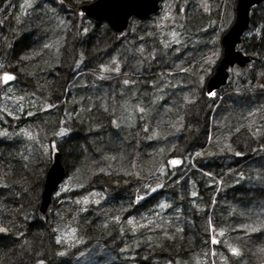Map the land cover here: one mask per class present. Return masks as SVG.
<instances>
[{
	"label": "trees",
	"instance_id": "obj_1",
	"mask_svg": "<svg viewBox=\"0 0 264 264\" xmlns=\"http://www.w3.org/2000/svg\"><path fill=\"white\" fill-rule=\"evenodd\" d=\"M22 1L7 0L0 11V20L3 21L0 22V62L5 64L8 72L16 69L31 78V83L22 82L16 86L18 93L26 92L30 97V93L36 94L34 87L42 89L46 93H42V99L50 102L52 108L60 107V112L64 108L69 113L73 111L75 114L71 119L76 116L81 118L84 129L88 131L85 130L84 137H80L72 128L73 131H69V135L60 141L62 161L68 160L70 163L72 155L80 166L71 169L66 164V176L72 175V185L64 197L56 198L48 227L39 211L44 183L38 190V184H28L18 170L33 167L35 159L40 160L41 157L48 169L52 154L45 151L44 145L46 143L47 147L54 136L52 132H55L59 118L58 111H41L38 108V112L29 119L25 116L6 115V119L0 116V264H55L58 261L61 264H264V222L257 224L259 227H252L254 217L263 215L260 212L264 211V170L261 168L258 174L248 170L253 166L254 159L264 158V87L254 96L251 95L252 88L248 89V95V91L242 90L245 93L242 97L244 104H254L256 111L245 109L240 113L231 105L227 95L220 101L209 99L198 87L197 95L202 94L206 102H212L207 103L203 111L205 132L198 134L184 150L175 148L171 140L160 143L152 139L154 127L151 121L156 119L157 114H150V124L146 123L145 116L138 117L133 125H114L113 119L117 118V109L122 100L120 89L124 79L134 82L131 89L142 94L140 99L144 95L151 98L153 94V101L158 102L169 94L173 99L172 105L181 99L183 111L192 107V102L182 100L183 94L176 92L181 90L172 86L186 78L185 72L163 65L168 60V54L164 53L159 40L161 26L149 22V19L133 18L122 35L107 22H90L97 26L83 33L85 26L79 27L77 22L65 19L67 12L64 13L61 8L55 9L54 0H33L34 7L26 15L22 14L19 6ZM72 1L80 8L90 2ZM65 2L62 7L68 11ZM220 3L198 22H210L213 18L221 21L226 12L222 13ZM63 20L64 29L63 26L58 28L55 23ZM200 25L202 28L203 25ZM70 28H75L73 46H69L67 36ZM29 36H32L36 48L30 45L23 58L16 60L11 45L26 41ZM104 37L109 41L106 52L100 51V56L93 57L90 44L98 43ZM262 38L264 40V35ZM151 40H156L154 42L158 45ZM253 41L258 43L244 36L240 47L256 56L253 65L264 66V48L250 47V43H255ZM144 43L153 45V50L149 52L151 61L140 54V47ZM259 43L264 45V42ZM217 48L220 50L221 46L213 48L214 53H217ZM152 51H155L154 60ZM171 51L169 53H174L175 49ZM107 64L110 70L106 69ZM242 72L253 73L252 79L264 83V71L261 69H242ZM64 75L67 77L66 86L62 81ZM162 76L176 80L165 79L171 85H158V81L164 79ZM0 82L4 84L1 78ZM61 88L60 97L64 100L57 101L54 92ZM104 88L110 94L104 92ZM234 90L232 88L229 93L234 94ZM228 91L225 90V94ZM220 114L222 123L217 121L219 118L214 120V116ZM222 124L226 125L223 127ZM239 125L247 129L246 135L251 136L255 144L249 147L246 156L238 162H231L228 159L231 153L228 149L229 139ZM30 131L39 132V136H27L25 132ZM23 148L29 151L27 159L23 155L19 157ZM38 149H42L43 153ZM174 156L183 158L179 166L172 167L169 163V158ZM163 164L167 166L166 169ZM103 171L111 176V181L100 187L104 191L103 196L86 199L78 189L98 188L95 185L97 179L93 177ZM250 173L257 175L253 183L247 181ZM258 180L263 182L262 185ZM227 181L234 190L249 192L248 195L245 193L247 199L241 196L239 202L226 200L224 186L228 187ZM158 184L163 188L161 194L140 204L137 199ZM257 189H261L262 195L251 193ZM36 190L39 191V204L32 215L39 217L43 230L41 238L46 239L41 248L32 247L40 234L29 228L30 211L20 208L26 196H35ZM221 196L225 202L220 201ZM160 197L167 205L166 211L161 214L170 216L169 221L164 216L157 221L155 216L153 223H143L146 214L151 216L155 213L154 205ZM259 202L262 209L257 205ZM130 217L136 218L139 226L127 221ZM188 225L194 232L188 238L189 247H185L183 238L186 234L183 231ZM68 230H73L74 236L69 241L66 236L59 240L58 234ZM153 245L157 248L156 256L147 252ZM232 248L237 249L239 254H233ZM62 250L66 252L63 254Z\"/></svg>",
	"mask_w": 264,
	"mask_h": 264
},
{
	"label": "rangeland",
	"instance_id": "obj_2",
	"mask_svg": "<svg viewBox=\"0 0 264 264\" xmlns=\"http://www.w3.org/2000/svg\"><path fill=\"white\" fill-rule=\"evenodd\" d=\"M32 1L33 0H23L21 2V5L19 3V6L22 10V14L26 15L29 10L30 11L32 10V8L34 7V4L32 3ZM64 1H66L65 3H67L66 5H68V8H69L68 11L67 10L65 11V9L62 7L63 5L62 3ZM89 1L93 2L94 0H89ZM6 3H7V0H0V11L3 10L4 5ZM52 3L55 9L59 10L61 8V11H64V13L67 12L65 13L66 16H64L65 19L68 18L70 19L69 21L71 22H77L79 27L85 26V30L83 31V33L88 32L90 27L97 26L94 24H90V22H97V21L88 17L81 10L80 7H78L77 5L75 6L74 1L54 0L52 1ZM219 3L223 6L222 13L224 14L226 12L223 15V19L221 21H219V19L213 18L210 20V22L209 21L208 22H198L202 20L203 18H205L207 14H210L211 12L210 10L213 11L216 4L218 5ZM180 4H181V8L179 10ZM235 6H236V1L234 0H223V1L221 0H183V2L181 0H162L160 11L154 14L153 16H151V18H149V22L156 23L159 27L161 26L160 30L157 28L159 30V34H158L160 38L159 40L161 41V46L164 48V53L168 54V60H166L163 63V65H165L166 67L172 66L174 70L177 68L185 72L184 74L186 78L181 79L180 82H178L177 84L174 83L175 85H172V86L173 88L178 87V89L181 90V92L179 90H177L176 92L183 94L184 99L182 100L192 102L190 103L192 104V107L189 108V110H187L186 112L183 111L182 107H180L181 99H178V101L174 105H172L173 99L169 94H167V96L164 97L162 100L159 99L158 102L153 101V96H155L153 94L150 95L151 98L148 95L146 97H149V98L145 99L146 97L144 95V98L140 99L142 94H140V92H137L135 90L134 92L131 89V87H133L134 82L128 79H124L123 80L124 82H122L121 89H120L122 100L119 103V107L117 109L118 111L116 113L117 118L113 119V124L118 125V123H121L122 125H128V124L133 125L137 123L138 117L140 116H145L146 123L150 124V119L148 117H150V114L155 113L157 114V117L156 119H153L151 121L154 127V134L152 135V139L154 138L158 140L160 143L161 141L166 143L169 140H171L175 148H180L181 150H184V148L188 146L190 142L193 141V139L198 134L205 132L203 128L204 123L202 121L203 111L205 107L208 104H211L212 102L210 103L206 102V99L202 96V94L198 96L196 91L199 90L198 87L202 88L201 91H204L207 78L210 75H212L216 65L218 64L222 56L223 46L221 45V38L234 21ZM262 6L263 8H260L259 6L253 9V12H252L253 20L251 22L252 23L251 28L245 34V36H247L248 38L258 41V43L255 41H253L255 43H250V47L252 48L253 47H256L259 49L264 48V45L259 43V42H264L262 38L264 35V5ZM178 14L180 15V18L179 16L177 17ZM56 15L59 16L58 13H56ZM31 16L33 17V15ZM60 17L62 19L64 18L62 17L61 14H60ZM178 19H182L184 21L189 20L190 22L179 21ZM35 21L37 20L35 19ZM0 22H3V21L0 20ZM103 22H106V21H103ZM55 24L58 25V28H59L63 26V24H65V21L63 20V21H60V23L58 24L55 23ZM200 24L203 25L202 28H200L201 27ZM62 29H64V26L62 27ZM74 29L70 28V30L67 31L69 46L74 45V41H75ZM199 30H201V32L203 31L205 32L201 33ZM2 32H4V30H2ZM1 37L2 36L0 35V48H1ZM29 38L28 39L25 38L26 41L21 40L20 42L18 41L11 45L13 46L14 57H16L15 58L16 60H21L23 58V54L25 50H29L30 48L29 46L34 45L33 44L34 40L32 39V36H29ZM151 41L153 43L156 40H151ZM154 43L156 44V46L158 45V43L156 42ZM108 44H109V41L107 37L106 38L104 37V39L99 40L98 43H91L90 44V50H91L90 54H92L93 57H95L96 55L97 57L100 56V51L106 52L109 46ZM219 45L221 46V49L219 50L217 48L218 49L216 50L217 53H214L213 48L218 47ZM240 45L241 44L238 45V49L241 48L240 50L243 49L242 51L244 53L251 54L249 52L250 50L244 49L240 47ZM173 48L175 49L174 53H169V52H172L171 50ZM184 49H186L185 50L186 52L184 51ZM140 50H141L140 54L147 61H151V57H150L151 55L149 52L153 50V45L144 43L143 45H141ZM35 52L37 53V49L35 50ZM152 52L153 54L155 53V51H152ZM152 59L153 60L155 59V54L152 56ZM162 59L163 58H160L159 60H162ZM262 62L264 61L262 60ZM109 68H110V65L107 64L106 69L110 70ZM256 69H261V71H264V66L253 65L252 70L254 71ZM7 70L8 69L5 67V64H2V62H0V76L1 74L8 72ZM11 72L15 75V80L13 82H6L4 84L0 82V116H2L4 119H6L7 117L6 115L22 116V117L25 116L24 118L29 119L30 117H32L34 114L38 112V108H40L41 111H48L51 109L52 111L57 110L58 111L57 115L59 118L57 120L56 127L54 128L55 132L54 131L52 132V135L54 136L50 139L47 147H46V143L44 145L45 151L47 150V152L49 153L51 152V154H53L55 150L60 151V148H59L60 141L65 139L66 136L69 135L68 133L69 131L71 132L73 131L72 128L75 130L76 133L79 134L80 137H84L88 129L86 128L84 129V124L81 118L76 116L77 118L74 117L73 118L74 120L71 119L72 114H75V113H73V111H71L72 113L71 112L69 113V110L67 108H64L63 112H60L61 111L60 107L52 108L50 102L41 98L42 93L44 94L46 93L43 92L42 89L39 90L38 87H34L36 94L30 93V97H27L26 92H25L26 95L24 93L22 94L18 93V91L16 90L17 89L16 86L21 85L22 82L31 83L30 81L31 78L28 75H25L23 72H20L19 70L17 71L16 69L11 70ZM251 74L253 73H250V74L243 73L242 68H240L239 66L233 67L231 69V77H230L228 85L225 87V89L223 88H222L223 90L221 89L219 93L220 95L216 97L215 99H218V101H220L222 97L224 98V96L227 95L228 98L231 100V105H233L235 108H237V111H239L238 113H240V111L243 112L245 109L248 111H253V112L256 111L254 104L253 106L245 105L244 104L245 99L244 100L242 99V97L245 95V93L242 91L243 89H245L244 91H248L249 88H252L253 92L251 93V95L254 96V93H257L259 89L264 87L263 85L264 83H262L261 81L259 82L258 80H256V78L252 79ZM167 75L171 76V74H167ZM170 76H166V77L162 76L164 79L162 80V82L158 81V85H160L161 83L166 84V85H171V82H166V80L175 81L176 79H172V77ZM63 77L64 79L62 81L65 82L64 84L66 86L67 77L65 75ZM258 77H261V76L258 75ZM57 80L61 81V79H57ZM135 85L137 86V82ZM63 87L64 85H62V88ZM62 88L61 90L59 89L60 91L54 92L55 94L54 99H56L57 101L61 99L64 100L62 97H60L61 96L60 92L64 89ZM232 88H235L234 94L229 93L232 90ZM227 89H229V91L225 94L224 91ZM107 90H108L107 88H104L103 91L105 92ZM40 91H41V95H40ZM172 92H175V91H172ZM249 92L250 90L247 92V95ZM193 95H195V97H193ZM64 97H66V95H64ZM93 104H95V101L93 102ZM223 107H225V105H223ZM181 115H184V116H181ZM221 116L222 114L218 116L215 115L214 120L219 118L217 121H219V123H222L223 119H221ZM63 117H65V119H62ZM224 118H227V117H224ZM225 125L226 124L224 125L222 124L223 127ZM242 126L243 125H239V128H238L239 130L236 129L233 133H231V137L229 139L230 145L228 149L231 151V153L229 154L230 158L228 159H230V161L232 160L231 162L233 161L238 162L241 157L246 156L247 153H249V149H250L249 147L250 146L252 147V144L254 143V141H251V138H250L251 136L246 135V133L248 132L247 129L245 127L242 128ZM34 132L35 131L33 132L30 131V132H25V133L27 134V136H30V137L39 136V132L37 131L35 133ZM58 134H60V137H57ZM174 135L178 137H175ZM82 150L83 148H81V151ZM38 151L42 152V149H38ZM253 153L254 152H251V154ZM22 155L26 159L30 156L29 151L26 150L25 148H23L22 152L19 153V157H21ZM174 157H178L180 160L183 159L179 156H174ZM34 159L35 157H33V160ZM69 159L71 160L70 163L68 162V160L64 161L63 159V161L65 165L66 164L69 165L71 169H74L80 166V164H78L74 156L70 155ZM35 161L36 162L35 164H33V167L30 166L28 169L23 167L19 169L18 171L20 175L22 176V178H25L27 180L28 184L30 183H32V185L38 184V190H40V187L43 185L45 176H46V170H47L46 161H44L42 157L40 160L35 159ZM252 165L253 166L248 167L249 172H251L252 170V172L258 174V171H261L260 170L261 168L264 170V158L258 157L254 159L252 162ZM163 168L166 169L167 166L163 164ZM254 173H250L251 174L250 176L248 174L249 178L247 181H250L251 183H253L254 179H257L256 178L257 175H255ZM234 174L235 173H233L232 175L233 179L236 178V175H237V178H239L238 175L240 174L238 172L236 175ZM93 178L97 179L95 185L98 186V188L87 189V190L86 188L78 189L80 190L79 193H83L86 199L91 198V197L101 198L103 196L104 191L100 187H102V185L108 184L111 181L110 174L106 173L105 171H103L101 174L100 173L97 174ZM71 180H72V175L70 177L67 176L65 180L62 182V184L60 185V187L58 188V190L55 192L54 202H53L54 206L57 203L56 198L60 199L64 197L65 194L70 192L69 188L72 185ZM258 182L261 183L262 181L258 180ZM227 185L228 187L224 186V188H226L225 189L226 200L228 199L230 201L233 200V201L239 202L241 196L247 199L248 196L246 197V194H245L247 192H242L240 190H234V188L228 184V181H227ZM230 188L231 190H229ZM38 190H36L35 196L34 194L32 195L31 198H29V196H26V199L20 205V208L22 210H27V211H30L31 213L29 214V217H28V219L30 220L29 228H33V230H35L37 234H40L38 235V238H37L38 240L36 241V243H33L32 245V247L35 245L34 248L43 247V242L44 240H46L45 238L44 240L43 238H41L43 230H41L42 227L39 221V217L37 215L35 216L32 215L33 213L32 211L35 210L39 204V199H38L39 191ZM162 190L163 188L161 184L155 185L151 188L149 193L145 195L144 194L141 195L137 200L140 204L147 200L149 201L150 198L152 199L154 197H157V195L161 194ZM251 193H255L254 194L255 196H257V194L262 195L260 194L261 189H257L256 192L251 191ZM248 200H252V199H248ZM10 201H11V198H10ZM220 201L225 202L223 196H221ZM165 202L166 201H164L161 197L158 198L157 202L154 205L155 213L151 216H148L146 214L145 222L143 221H140V222H143L145 224H151L154 222V219L156 217L158 218L157 221H160L163 219V216L166 221L167 220L169 221L170 216H165L161 214V212L166 211L165 209L167 208V205ZM194 202H196V200ZM257 205L261 208L260 202ZM22 210L20 211L23 212ZM255 212H260V211H255ZM260 214H263L261 216H264V211L260 212ZM127 221H130L133 224L134 223L136 224L137 219L130 217ZM262 222H264V217L255 219L254 224H261ZM185 227L183 231V234L184 235L186 234L185 237L183 238L184 246L189 247L188 238L190 237V235L192 236L194 231L193 229H191V225H188ZM44 235H46L45 232H44ZM63 236L69 237V239L67 238V241H69L70 237L74 236V231L68 230L65 232H60L58 234L59 240ZM156 249L157 248L153 245V246H150L147 252L148 254H154L156 256V253H157ZM62 252L64 254L66 251L62 250ZM55 264H61V261H58V263H55ZM62 264H65V262H63Z\"/></svg>",
	"mask_w": 264,
	"mask_h": 264
},
{
	"label": "water",
	"instance_id": "obj_3",
	"mask_svg": "<svg viewBox=\"0 0 264 264\" xmlns=\"http://www.w3.org/2000/svg\"><path fill=\"white\" fill-rule=\"evenodd\" d=\"M162 0H94L81 6V10L90 18L96 21H106L109 26L118 34H123L129 27L130 18L147 19L150 15L160 10ZM264 0H236L235 18L229 29L223 34L221 44L223 46L222 56L216 65L213 74L208 78L204 93L209 99L219 96L222 87L226 86L230 76V68L239 65L241 68L248 69L254 59L252 54H246L238 49L242 42L244 33L249 29L251 23V11L254 6L262 4ZM4 73L1 80H4ZM215 95H209V93ZM178 160V164L171 161ZM169 163L178 166L180 160L176 157L169 159ZM67 168L62 161V154L59 150L54 151L53 160L46 171L39 211L44 216L45 223L49 227L54 212V194L61 183L65 180Z\"/></svg>",
	"mask_w": 264,
	"mask_h": 264
},
{
	"label": "snow or ice",
	"instance_id": "obj_4",
	"mask_svg": "<svg viewBox=\"0 0 264 264\" xmlns=\"http://www.w3.org/2000/svg\"><path fill=\"white\" fill-rule=\"evenodd\" d=\"M3 79L6 80V81H8V80L13 79V77L11 75L5 74L4 77H3ZM209 95H215V93L210 92ZM171 163L172 164H178L179 161L178 160H173V161H171ZM231 251L233 252V254H236V255L239 254L238 250L235 249V248H232Z\"/></svg>",
	"mask_w": 264,
	"mask_h": 264
},
{
	"label": "crops",
	"instance_id": "obj_5",
	"mask_svg": "<svg viewBox=\"0 0 264 264\" xmlns=\"http://www.w3.org/2000/svg\"><path fill=\"white\" fill-rule=\"evenodd\" d=\"M260 217H261V215H258V216L254 217V218H256V219H257V218H260ZM262 218H263V216H262ZM254 226H256V227H259V225H257V224H256V225H255V224H253V227H254ZM260 226H261V225H260Z\"/></svg>",
	"mask_w": 264,
	"mask_h": 264
},
{
	"label": "bare ground",
	"instance_id": "obj_6",
	"mask_svg": "<svg viewBox=\"0 0 264 264\" xmlns=\"http://www.w3.org/2000/svg\"><path fill=\"white\" fill-rule=\"evenodd\" d=\"M210 76H211V75H210ZM210 76H209V77H210ZM209 77H208V78H209ZM208 78H207V80H208ZM207 80H206V82H207Z\"/></svg>",
	"mask_w": 264,
	"mask_h": 264
},
{
	"label": "flooded vegetation",
	"instance_id": "obj_7",
	"mask_svg": "<svg viewBox=\"0 0 264 264\" xmlns=\"http://www.w3.org/2000/svg\"><path fill=\"white\" fill-rule=\"evenodd\" d=\"M97 22H103V21H97ZM253 78V77H252Z\"/></svg>",
	"mask_w": 264,
	"mask_h": 264
}]
</instances>
